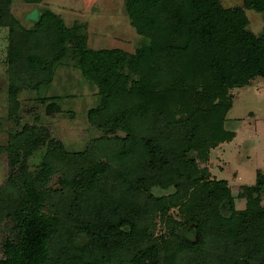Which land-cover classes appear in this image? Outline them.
<instances>
[{
    "label": "trees",
    "instance_id": "16d2710c",
    "mask_svg": "<svg viewBox=\"0 0 264 264\" xmlns=\"http://www.w3.org/2000/svg\"><path fill=\"white\" fill-rule=\"evenodd\" d=\"M12 2L0 0V26L9 27L11 34L9 118L17 126L10 130L7 144L0 146L9 163L8 178L0 186V223L4 216L8 220L0 242V264H106L109 259L101 249L107 246L129 252L123 264H163L161 242L166 239L151 240L150 227L145 224L150 212L163 218L175 206L180 218L168 214L167 222L175 221V234L188 264H264V173L258 171L256 183L243 186L241 195L247 206L239 210L228 182L207 177V169L202 172L193 156L200 149L205 157L219 142L234 138L235 132L224 127L233 105L230 89L246 86L256 77L264 79V31L256 32L251 25L252 18L264 16V0H125L131 25L145 37L133 53L89 47L82 25L68 26L48 7L34 14L32 27L24 26L14 16ZM250 11L256 14L250 17ZM68 55L98 90L100 103L89 110L92 121L101 113L100 130L125 129L128 136L121 139L126 143L118 148V160L93 161L67 178L65 187L69 198L73 197V210L53 214L45 210L51 196L45 189L56 172L53 154L64 151V146L48 142L35 172L28 173V158L46 142L37 137L41 129L38 114L34 123L17 118V96L20 85L39 89L50 84L58 63ZM171 65L168 75L176 87L191 92L197 105H209L211 121L191 125L187 117L171 123L169 136L157 133L160 129L164 133L160 125L155 132L145 130L139 136L141 142L135 141L131 130L135 107L124 101L143 102L140 113L144 114L160 101L167 103L154 80L164 77ZM38 98L46 104L47 113L62 111L59 102ZM103 139L108 137H94L92 149ZM133 144L136 152L130 147ZM90 152L86 148L82 154L86 157ZM114 163L121 164L120 168L114 170ZM112 171V178L120 182L110 179ZM101 185L116 189V195L104 191L88 207L87 198L102 192ZM154 186H173L175 192L155 196ZM69 218L91 231L89 242L72 234L74 246L58 245L57 234ZM76 248L87 256L79 257L73 252Z\"/></svg>",
    "mask_w": 264,
    "mask_h": 264
},
{
    "label": "rangeland",
    "instance_id": "374dc122",
    "mask_svg": "<svg viewBox=\"0 0 264 264\" xmlns=\"http://www.w3.org/2000/svg\"><path fill=\"white\" fill-rule=\"evenodd\" d=\"M47 7L60 14L68 26L82 25L83 33L87 34V44L93 49L118 48L133 53L145 40V37L131 25L125 9V0H43L38 4L27 3L25 0H13L11 5L14 16L20 20L22 25L27 27L33 26L34 14L40 13ZM251 12L253 11H250V17L256 14H251ZM251 25L256 32L264 31V16L252 18ZM10 36L9 27L0 26V146L7 144L10 130L17 127L14 120L9 118V95L11 91L10 66L7 59ZM173 66L171 65L168 72L164 73V77L160 75L154 80L161 93L167 96L165 97L167 103L158 102L154 109L146 115L140 113L144 111L142 109L143 102L138 103L134 98L124 101V105L127 103V105L135 107V118L131 123L135 141L141 142L139 136L144 134L145 130L155 132L160 125L165 128L164 133L161 129L157 133L169 136L172 131L171 123L175 125L187 117L191 118V125L194 121L205 124H209L211 121L209 110H207L209 105L204 104L202 107L197 105L191 92H185L176 87L168 75ZM139 78L140 76H134V79L139 80ZM25 85L19 86L17 99L20 102V107L17 118L20 117L22 123H34V115L38 114L41 129L37 137L46 142L40 148L35 149L28 158L27 171L28 173L35 172L38 163L48 150V142L51 141V144L54 145L63 144L64 151L60 149L53 154L56 172L45 189L51 194L45 210L52 211L53 214H64L66 211L73 210L72 204H74L73 197L69 198L68 196V187H65V184H68L67 178H70V175L74 174L75 170L81 166L93 161L113 162L118 160L120 153L118 148L126 143L122 142L121 139L127 138L128 131L120 129L114 132H103L97 127L99 121L103 122L101 113H99L95 123L92 121L89 110L100 103L98 90L96 86L84 79L79 67L69 55L58 63L50 84L42 85L39 89H32V87ZM229 95L233 105L226 114L224 127L235 132L234 138L231 141L219 142L205 153V157H202L203 152L200 149H196L193 156L197 158L202 172L207 169V177L212 180L225 179L228 182L236 208L244 210L247 206V199L241 195L244 190L243 186L255 184L258 171L264 173V79L256 77L246 86L234 87L230 89ZM39 96L46 97L49 99L48 102L50 100L59 102L62 111L47 113L46 104L38 101ZM188 97L190 101L187 100ZM176 105L179 106L175 109ZM196 105L200 109L196 108ZM177 109L180 112L176 111L175 113L174 110ZM139 113L144 116H140ZM188 127L189 125H187ZM99 136H106L108 139H103L97 147L92 149V139ZM130 147L136 152V144ZM86 148H91V152L85 157L82 153ZM120 165L114 163V170L119 169ZM8 175V154L0 147V186L5 184ZM112 177L113 171L110 172V179L118 180ZM118 181L120 182V180ZM101 190L103 191L94 192L91 197L87 198L88 207L97 202L104 191L109 196L116 195V189L112 187L101 185ZM119 190H121V186ZM174 192L173 186L167 189L160 186L152 188V193L155 196L170 195ZM67 205L69 206L68 210H65ZM177 212L178 208L175 206L170 209L168 214L171 215V218L179 220L180 217ZM168 214L165 213L162 218L160 214L152 211L145 225L150 227L151 240L161 242V238L166 239L164 243L161 242L163 264H188L185 262L187 254L181 249L175 234L177 230V227H173L175 221L169 219L167 222L166 216ZM3 218L0 223V242L8 222L7 216ZM74 221L73 218H69L68 221L64 220L57 234L58 245L74 246L75 244L73 245L71 240L72 234L74 237L82 238L84 243L89 242L91 231L83 230L80 222ZM112 247L107 246L101 249L105 251L109 259L106 264H123L129 252L122 250L121 247L115 249ZM110 248H112V252H110ZM76 249L73 252H77L82 259L87 256V253ZM103 252H101V257ZM2 256L0 245V258ZM91 260L94 258L92 257Z\"/></svg>",
    "mask_w": 264,
    "mask_h": 264
}]
</instances>
